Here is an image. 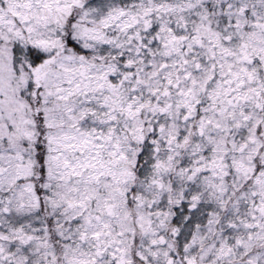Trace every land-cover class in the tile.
Segmentation results:
<instances>
[{"label":"snow or ice","instance_id":"obj_1","mask_svg":"<svg viewBox=\"0 0 264 264\" xmlns=\"http://www.w3.org/2000/svg\"><path fill=\"white\" fill-rule=\"evenodd\" d=\"M0 264H264V0H0Z\"/></svg>","mask_w":264,"mask_h":264}]
</instances>
